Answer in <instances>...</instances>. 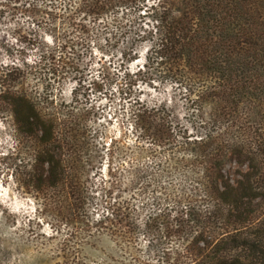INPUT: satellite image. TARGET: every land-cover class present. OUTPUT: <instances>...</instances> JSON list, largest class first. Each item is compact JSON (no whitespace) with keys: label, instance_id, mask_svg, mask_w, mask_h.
<instances>
[{"label":"rangeland","instance_id":"1","mask_svg":"<svg viewBox=\"0 0 264 264\" xmlns=\"http://www.w3.org/2000/svg\"><path fill=\"white\" fill-rule=\"evenodd\" d=\"M153 2L108 18L105 31L70 19L59 1L45 2L38 16L28 6L0 4V87L13 67L16 90L50 109L76 110L89 169L75 183L37 190L34 159L25 153L30 141L0 102V264H172L168 249L185 247L178 233L164 237L145 226L151 213L181 195L187 170L139 136L134 111H167L181 132L192 133L194 122L186 90L147 60ZM246 169L225 165L232 181Z\"/></svg>","mask_w":264,"mask_h":264},{"label":"trees","instance_id":"2","mask_svg":"<svg viewBox=\"0 0 264 264\" xmlns=\"http://www.w3.org/2000/svg\"><path fill=\"white\" fill-rule=\"evenodd\" d=\"M0 1L38 16L54 0ZM55 1L70 19L105 31L108 18L136 14L145 0ZM148 11L156 25L147 60L186 90L194 122L192 133L181 132L167 111H134L139 136L187 170L181 195L149 215L147 231L178 233L185 247L168 249L172 264H264V0H154ZM15 69L1 84L0 102L30 141L25 153L34 159L37 190L75 183L89 171L79 113L16 90ZM229 162L247 167L234 181L225 173Z\"/></svg>","mask_w":264,"mask_h":264}]
</instances>
